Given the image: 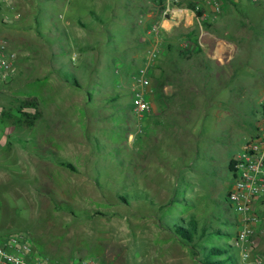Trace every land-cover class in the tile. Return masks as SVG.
I'll list each match as a JSON object with an SVG mask.
<instances>
[{"label": "rangeland", "instance_id": "obj_1", "mask_svg": "<svg viewBox=\"0 0 264 264\" xmlns=\"http://www.w3.org/2000/svg\"><path fill=\"white\" fill-rule=\"evenodd\" d=\"M222 2L215 20L198 21L189 5L211 8L183 0L176 24L153 0L0 3V39L17 56L14 78L0 82V239L21 234L58 264H200L167 228L196 217L224 232L202 245L264 264V212L244 258L238 227L223 225L238 217L222 203L230 160L261 127L264 7ZM147 59L153 107L138 117L132 89ZM164 71L168 94H183L166 116L154 112Z\"/></svg>", "mask_w": 264, "mask_h": 264}, {"label": "built area", "instance_id": "obj_2", "mask_svg": "<svg viewBox=\"0 0 264 264\" xmlns=\"http://www.w3.org/2000/svg\"><path fill=\"white\" fill-rule=\"evenodd\" d=\"M10 0H0L8 3ZM183 0H163V15L177 23ZM240 4L243 0H232ZM257 7H264V0H245ZM203 6L211 8V14H202L198 21L215 20L222 12V0H202ZM202 10L203 8H199ZM177 16V17H176ZM159 32L158 25H153L147 34L154 37ZM16 54L7 50V43L0 39V82L12 81L16 73ZM150 59L142 62L137 70L139 85L132 89V110L138 117L148 115L152 111L150 94L152 92V69ZM264 106V105H262ZM234 167L230 172L231 186L227 194V203L238 217L236 245L243 247V257L248 258L257 243V229L261 219L259 209L264 206V111L261 115V127L254 137L246 141L239 153L233 158ZM0 264H58L44 258L33 249L23 235L11 234L0 239ZM74 264H103L98 259L85 258ZM257 264H261L257 261Z\"/></svg>", "mask_w": 264, "mask_h": 264}, {"label": "trees", "instance_id": "obj_3", "mask_svg": "<svg viewBox=\"0 0 264 264\" xmlns=\"http://www.w3.org/2000/svg\"><path fill=\"white\" fill-rule=\"evenodd\" d=\"M153 2L161 11L163 10V0H153ZM189 8L195 11L197 17L202 16L203 14L202 10H198V9L196 10L192 5H189ZM72 84L75 86L78 85L76 79L72 80ZM112 101L114 100L112 99ZM28 105L35 109L37 106V104L34 101ZM23 114L28 120L30 118L31 119L36 118L28 113H23ZM64 166L71 168L70 165H64ZM233 167H234V160L231 159L228 165L229 173L233 170ZM178 202L181 203L179 204V206L183 210L189 209L190 206L187 204L188 201H186V199L179 200ZM222 203L225 205L224 207L225 210L232 211L231 207H229L227 203V196L224 199V201H222ZM223 222H224L223 225L227 228L235 229L238 227L237 218L234 219L226 218L225 221ZM167 228L175 240L185 245H190L192 248L196 249V254H198L199 256L198 262L200 264H236L237 263L236 257L234 255V248L230 244L226 243L223 245H211V246L202 245V243L204 244L203 239L205 237L222 236L224 232L222 233L220 229H213L212 226L210 225L208 226L205 222L202 223L201 226L199 220H197L196 217H191L189 219H184L182 217L175 218L170 221V225H167ZM225 236L227 239H232L233 234L226 233Z\"/></svg>", "mask_w": 264, "mask_h": 264}, {"label": "crops", "instance_id": "obj_4", "mask_svg": "<svg viewBox=\"0 0 264 264\" xmlns=\"http://www.w3.org/2000/svg\"><path fill=\"white\" fill-rule=\"evenodd\" d=\"M164 73V77L163 79L165 80L166 84L164 85V95L163 97H159V100L158 102L155 100L154 101V110L156 108V110L154 111L157 115H160V114H164L165 116L168 115L170 112H172V110L176 109V107H172L170 104H168V101L170 99V97H174L175 100H178V99H181L182 98V92H181V89H178L177 90V93H174V90L172 92L171 95L168 94L167 92V89L168 87H171V86H168V80H167V75H166V71L163 72ZM181 78V77H180ZM184 93H185V90H184ZM176 94V95H174ZM154 98H156L157 96L154 94L153 96ZM153 101V100H152ZM152 107H153V104H152ZM1 132V131H0ZM5 134V133H4ZM2 136H0V145H3L4 142L2 143ZM231 186V185H230ZM230 189V187H229ZM259 215H260V218H261V213L264 212V206H262L260 209H259Z\"/></svg>", "mask_w": 264, "mask_h": 264}]
</instances>
